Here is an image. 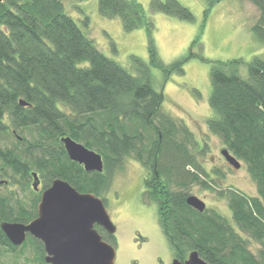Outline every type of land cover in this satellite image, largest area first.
<instances>
[{
  "label": "trees",
  "instance_id": "1",
  "mask_svg": "<svg viewBox=\"0 0 264 264\" xmlns=\"http://www.w3.org/2000/svg\"><path fill=\"white\" fill-rule=\"evenodd\" d=\"M66 1L82 2L0 0V264H48L40 240L29 236L15 247L1 230L3 223L28 225L38 218L41 196L33 174L43 190L62 179L79 193L101 198L124 159L152 172L148 196L159 204L163 231L180 261L197 251L210 264H264V58L217 62L211 70L209 132L246 166L257 187L256 196L235 188L218 191L232 210L229 221L187 204L192 185L217 189L195 154L200 143L188 126H177L166 114L164 92L153 85L150 67L168 77L172 68L183 72L184 60L170 66L161 61L155 24L136 0H99L103 17L118 18L125 31L146 29L151 37L150 64L134 57L140 67L133 75L104 55L68 14ZM245 1L260 12L253 32L264 46V0ZM152 7L178 20H196L179 0H153ZM68 136L101 154L103 173H88L70 160L61 142ZM96 228L109 242L112 237Z\"/></svg>",
  "mask_w": 264,
  "mask_h": 264
},
{
  "label": "rangeland",
  "instance_id": "2",
  "mask_svg": "<svg viewBox=\"0 0 264 264\" xmlns=\"http://www.w3.org/2000/svg\"><path fill=\"white\" fill-rule=\"evenodd\" d=\"M98 1H66L65 6L68 14L75 18L104 55L138 76L140 65L134 64L133 59L139 57L144 64H150L148 47L151 37L146 29L125 31L118 18L103 17ZM136 1L155 24L153 42L161 61L170 66L184 60L183 72L172 68L166 77L163 70L150 67V74L155 89L164 92L166 114L174 118L177 126H188L204 147L197 146L199 150L195 154L217 190L194 184L189 187L190 195L202 200L210 213H220L230 221L232 210L227 200L217 195L218 191L235 188L247 196H256L257 187L246 166L242 165L238 171L226 163L222 156L225 146L209 132L207 120L214 117L210 103L213 94L211 70L213 63L217 62L242 60L250 63L255 56L264 58V46L253 32L260 12L245 0H217L213 3L179 0L196 19L186 22L156 12L152 7L153 0ZM87 17L89 21L85 24ZM241 76L248 77L246 65L241 68ZM216 171L222 174V178L215 176ZM112 172L110 189L103 192L101 198L105 200L107 213L117 228L116 237L110 240L117 246L115 264H171L180 258L158 220L157 206H153L145 195V181L149 178L147 170L134 159H124L123 164Z\"/></svg>",
  "mask_w": 264,
  "mask_h": 264
},
{
  "label": "water",
  "instance_id": "3",
  "mask_svg": "<svg viewBox=\"0 0 264 264\" xmlns=\"http://www.w3.org/2000/svg\"><path fill=\"white\" fill-rule=\"evenodd\" d=\"M23 105H26L25 101ZM61 142L72 162L82 165L88 173H103L105 162L101 154L87 149L69 136ZM222 156L235 170L242 168L239 160L228 150H224ZM33 175L32 186L37 192L41 182L37 174ZM51 185L41 195L36 220L28 225L18 222L1 225L6 238L15 247L23 245L29 236L40 240L48 264H115L116 248L104 240L96 228L104 229L110 236H114L117 230L103 199L92 193H79L62 179L53 181ZM187 204L195 211H207L206 204L198 197L190 195ZM171 264L210 263L203 260L197 251H193L186 261L174 260Z\"/></svg>",
  "mask_w": 264,
  "mask_h": 264
},
{
  "label": "flooded vegetation",
  "instance_id": "4",
  "mask_svg": "<svg viewBox=\"0 0 264 264\" xmlns=\"http://www.w3.org/2000/svg\"><path fill=\"white\" fill-rule=\"evenodd\" d=\"M226 160V159H225ZM226 163H227V161H226ZM228 164V163H227ZM146 170V169H145ZM146 174H148L149 175V178H144V179H146V181H145V186H146V194L145 195H147V197H148V199L150 198L149 196H148V193H149V191L150 192H152L150 189H148L147 187L149 186V185H147L146 183L150 180V181H153L152 179V172H150L149 170H147V172H146ZM148 180V181H147ZM152 188H154V187H152ZM172 191H173V193H174V195H175V190H174V184H173V186H172V189H171ZM45 190H43V185H41L40 184V187H39V191H37L36 193H38V194H40V196L42 195V193L44 192ZM42 197V196H41ZM150 200V202L153 204V206L154 205H156L157 206V212H158V220L160 221V223H161V212H160V207H159V204L158 203H154V202H152V200L151 199H149ZM164 202H166V201H164ZM168 202V201H167ZM162 209H164V207L162 208ZM174 211H175V213L177 214V211H176V204H175V206H174ZM176 218H177V216H176ZM166 219V218H165ZM105 231V230H104ZM106 232V231H105ZM106 234H107V232H106ZM109 237H110V235L109 234H107ZM108 237V238H109ZM112 238H115L116 237V233L114 234V236H111ZM109 240V244L111 245V246H113V247H117L116 246V243L115 244H113V243H111V239H108ZM174 260H180V258H178V259H174ZM173 260V261H174ZM172 261V262H173Z\"/></svg>",
  "mask_w": 264,
  "mask_h": 264
}]
</instances>
